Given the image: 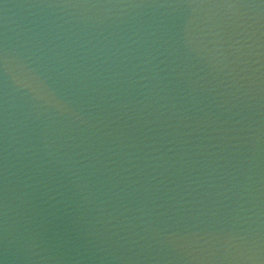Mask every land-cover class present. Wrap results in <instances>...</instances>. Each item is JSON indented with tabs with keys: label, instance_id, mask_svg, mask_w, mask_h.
<instances>
[{
	"label": "water",
	"instance_id": "1",
	"mask_svg": "<svg viewBox=\"0 0 264 264\" xmlns=\"http://www.w3.org/2000/svg\"><path fill=\"white\" fill-rule=\"evenodd\" d=\"M0 264H264V0H0Z\"/></svg>",
	"mask_w": 264,
	"mask_h": 264
}]
</instances>
